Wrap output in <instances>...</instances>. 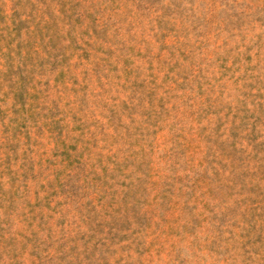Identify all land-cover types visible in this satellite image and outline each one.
<instances>
[{"label": "rangeland", "instance_id": "obj_1", "mask_svg": "<svg viewBox=\"0 0 264 264\" xmlns=\"http://www.w3.org/2000/svg\"><path fill=\"white\" fill-rule=\"evenodd\" d=\"M0 264H264V0H0Z\"/></svg>", "mask_w": 264, "mask_h": 264}]
</instances>
